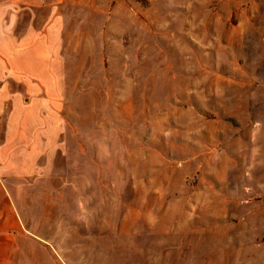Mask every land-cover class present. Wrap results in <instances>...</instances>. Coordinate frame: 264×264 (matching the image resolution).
Masks as SVG:
<instances>
[{
  "label": "rangeland",
  "instance_id": "obj_1",
  "mask_svg": "<svg viewBox=\"0 0 264 264\" xmlns=\"http://www.w3.org/2000/svg\"><path fill=\"white\" fill-rule=\"evenodd\" d=\"M0 11L44 51L26 125L59 131L48 179L14 185L9 264H264V0Z\"/></svg>",
  "mask_w": 264,
  "mask_h": 264
},
{
  "label": "crops",
  "instance_id": "obj_2",
  "mask_svg": "<svg viewBox=\"0 0 264 264\" xmlns=\"http://www.w3.org/2000/svg\"><path fill=\"white\" fill-rule=\"evenodd\" d=\"M26 34L15 36L13 28L3 23L0 11V116L6 106L11 105L5 138L0 143V264H9L13 233L22 232V221L18 216L23 213L19 203L13 200H17L18 192L14 185L47 180L45 173L48 174L54 166L50 160L41 162L39 156L44 152L52 154L58 144L54 139L59 135L58 130L44 127L29 129L26 125L29 118L38 115L27 103L29 89L44 88L42 81H30L29 75L35 73L34 76L42 80L46 77L43 69L41 72L37 68L29 69V56L37 57L41 55L37 52L44 51L37 44L29 46ZM13 82L18 86L14 87ZM33 174H40V177L29 178Z\"/></svg>",
  "mask_w": 264,
  "mask_h": 264
}]
</instances>
